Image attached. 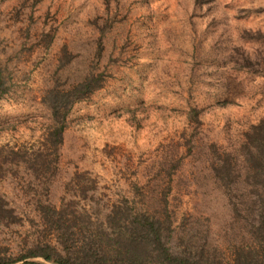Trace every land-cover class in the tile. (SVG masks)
Masks as SVG:
<instances>
[{"label":"rangeland","instance_id":"374dc122","mask_svg":"<svg viewBox=\"0 0 264 264\" xmlns=\"http://www.w3.org/2000/svg\"><path fill=\"white\" fill-rule=\"evenodd\" d=\"M97 72L53 157L44 95ZM0 73V249L55 243L37 199L96 227L164 195L170 242L247 241L208 166L264 115V0H0Z\"/></svg>","mask_w":264,"mask_h":264},{"label":"trees","instance_id":"16d2710c","mask_svg":"<svg viewBox=\"0 0 264 264\" xmlns=\"http://www.w3.org/2000/svg\"><path fill=\"white\" fill-rule=\"evenodd\" d=\"M99 80V72L89 73L69 88H49L44 95L52 119L47 138L53 157L69 103L98 87ZM242 134L235 149H221L208 166L217 187L233 198L230 202L237 218L232 229L235 224L236 231L247 240L243 245H233L232 259L222 260L214 252V239L207 241L209 248L202 242L192 244L194 248L189 243L179 246L170 242L177 230L171 225L172 214L161 195L143 207L131 209L128 203L112 207L96 227L78 223L75 215L37 199L41 217L55 233V243L37 238L16 254L0 249V264H264V115ZM49 163L50 159L47 166ZM188 235L190 239L191 233ZM109 239L113 244L106 246L104 242Z\"/></svg>","mask_w":264,"mask_h":264}]
</instances>
